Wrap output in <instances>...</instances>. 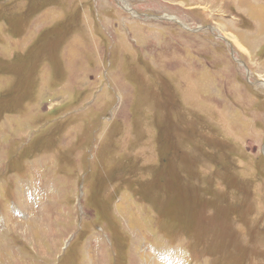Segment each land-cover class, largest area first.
Here are the masks:
<instances>
[{"label": "rangeland", "instance_id": "obj_1", "mask_svg": "<svg viewBox=\"0 0 264 264\" xmlns=\"http://www.w3.org/2000/svg\"><path fill=\"white\" fill-rule=\"evenodd\" d=\"M262 30L264 0H0V264H264Z\"/></svg>", "mask_w": 264, "mask_h": 264}, {"label": "water", "instance_id": "obj_2", "mask_svg": "<svg viewBox=\"0 0 264 264\" xmlns=\"http://www.w3.org/2000/svg\"><path fill=\"white\" fill-rule=\"evenodd\" d=\"M156 18L158 17V16H155ZM161 18H165V17H161ZM167 19H171V18H169V17H166ZM171 20H174V19H171ZM175 21H177L180 25H183L182 23H180L178 20H175ZM184 26V25H183ZM203 28H206V27H203ZM209 28V27H208ZM201 28H199V29H196V30H194V31H198V30H200ZM238 61H240L241 63H244L241 59H239Z\"/></svg>", "mask_w": 264, "mask_h": 264}, {"label": "crops", "instance_id": "obj_3", "mask_svg": "<svg viewBox=\"0 0 264 264\" xmlns=\"http://www.w3.org/2000/svg\"><path fill=\"white\" fill-rule=\"evenodd\" d=\"M262 31H264V30H262ZM257 35V34H256ZM260 35H264V32L263 33H260ZM241 43V42H240ZM242 44V43H241ZM243 45V44H242ZM244 46V45H243ZM250 47H253V45H248V47L247 46H245V49L247 50V52H250ZM243 51H245V50H243ZM242 51V52H243Z\"/></svg>", "mask_w": 264, "mask_h": 264}, {"label": "trees", "instance_id": "obj_4", "mask_svg": "<svg viewBox=\"0 0 264 264\" xmlns=\"http://www.w3.org/2000/svg\"><path fill=\"white\" fill-rule=\"evenodd\" d=\"M16 72H18V71H16ZM15 75L19 76L21 78L20 72H18V74L16 73Z\"/></svg>", "mask_w": 264, "mask_h": 264}, {"label": "bare ground", "instance_id": "obj_5", "mask_svg": "<svg viewBox=\"0 0 264 264\" xmlns=\"http://www.w3.org/2000/svg\"><path fill=\"white\" fill-rule=\"evenodd\" d=\"M264 82V81H263Z\"/></svg>", "mask_w": 264, "mask_h": 264}]
</instances>
